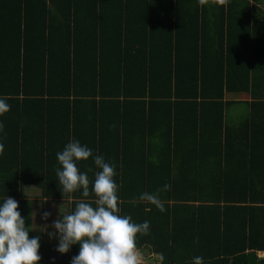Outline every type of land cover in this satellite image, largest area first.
Here are the masks:
<instances>
[{
    "label": "trees",
    "instance_id": "trees-1",
    "mask_svg": "<svg viewBox=\"0 0 264 264\" xmlns=\"http://www.w3.org/2000/svg\"><path fill=\"white\" fill-rule=\"evenodd\" d=\"M0 96L10 105L0 198H14L26 224L25 186L73 210L55 170L75 138L116 164L120 214L149 222L136 244L154 264H264L258 0H0ZM235 107L245 112L228 120ZM77 166L89 197L68 195L94 200L92 157ZM77 251H45L42 264Z\"/></svg>",
    "mask_w": 264,
    "mask_h": 264
},
{
    "label": "clouds",
    "instance_id": "clouds-1",
    "mask_svg": "<svg viewBox=\"0 0 264 264\" xmlns=\"http://www.w3.org/2000/svg\"><path fill=\"white\" fill-rule=\"evenodd\" d=\"M9 108L6 98L0 96V115ZM3 127L0 122V132ZM4 149V144L0 142V155ZM89 157H92L98 169L91 181L95 199H73L68 194L78 190H82L83 197H89L88 173L80 171L77 166L79 161ZM56 159L60 165L55 170L59 190L62 197L67 196L74 203L73 210L66 214L60 204L58 217L50 225L47 223L50 213L44 211L41 220L45 223L37 226L31 222L35 213H32L30 222L26 224V217L21 215L17 201L7 195L0 198V264H39L40 237L30 238L29 232L33 230L55 239V251L60 254L67 253L71 246L77 245V254L71 257L70 264H142L136 244L137 235L147 234L150 225L147 220L137 223L130 215L120 214L119 186L114 180L116 164L107 161L102 155H93L90 147L75 138L56 153ZM138 200L164 210L158 193L143 192ZM193 264H203V258L193 257Z\"/></svg>",
    "mask_w": 264,
    "mask_h": 264
},
{
    "label": "crops",
    "instance_id": "crops-1",
    "mask_svg": "<svg viewBox=\"0 0 264 264\" xmlns=\"http://www.w3.org/2000/svg\"><path fill=\"white\" fill-rule=\"evenodd\" d=\"M245 112L243 107H235L228 112L227 119H231L240 116V114H243ZM53 118V115H48V117L45 118L44 122L45 124L50 123ZM44 128L47 131V126L45 125ZM23 192L26 196V198L29 200V210L31 213L32 218V207L34 210V222L33 220L31 222L35 223V225L39 226V222L41 220V213L44 211H48L50 213V216L48 217L47 221H52L58 217V206L60 205V208L67 214L68 213V204L64 201H56V200H45L41 197V190L36 188L35 186H25L23 188ZM69 202V201H68ZM50 204V205H49ZM51 230V229H49ZM32 236H39L40 237V248L38 251L41 254L42 258L45 251H48L46 248L47 243H51L52 241L55 242V239H49L46 233H41L38 230H33L29 232V237ZM55 249V246L52 250ZM262 255V254H261Z\"/></svg>",
    "mask_w": 264,
    "mask_h": 264
},
{
    "label": "rangeland",
    "instance_id": "rangeland-1",
    "mask_svg": "<svg viewBox=\"0 0 264 264\" xmlns=\"http://www.w3.org/2000/svg\"><path fill=\"white\" fill-rule=\"evenodd\" d=\"M258 3H261L262 4V7L264 8V0H258ZM50 205V204H49ZM32 213H34V210H33V207H32ZM35 218V217H34ZM34 218H33V222H34ZM45 223V221H40L39 222V226L43 225ZM47 223L50 225L51 221H47ZM55 246V242L52 241L51 243H47L46 244V249L48 251H51V249H53ZM141 254V257H142V263L143 264H154L155 262L158 261V256L155 255L154 253H152L151 251H148L147 249H142V250H138ZM40 252V251H38ZM40 257H41V260L39 262V264H42L43 260H42V256L41 254L39 253Z\"/></svg>",
    "mask_w": 264,
    "mask_h": 264
}]
</instances>
